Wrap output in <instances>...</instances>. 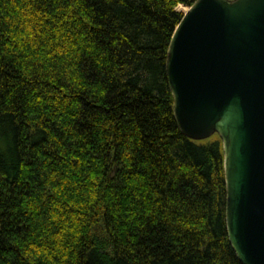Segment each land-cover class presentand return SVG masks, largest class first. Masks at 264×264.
<instances>
[{
    "label": "trees",
    "instance_id": "trees-1",
    "mask_svg": "<svg viewBox=\"0 0 264 264\" xmlns=\"http://www.w3.org/2000/svg\"><path fill=\"white\" fill-rule=\"evenodd\" d=\"M195 1L0 0V264H243L168 82Z\"/></svg>",
    "mask_w": 264,
    "mask_h": 264
},
{
    "label": "water",
    "instance_id": "water-1",
    "mask_svg": "<svg viewBox=\"0 0 264 264\" xmlns=\"http://www.w3.org/2000/svg\"><path fill=\"white\" fill-rule=\"evenodd\" d=\"M181 132L223 145L229 241L264 264V0H197L167 57Z\"/></svg>",
    "mask_w": 264,
    "mask_h": 264
},
{
    "label": "rangeland",
    "instance_id": "rangeland-1",
    "mask_svg": "<svg viewBox=\"0 0 264 264\" xmlns=\"http://www.w3.org/2000/svg\"><path fill=\"white\" fill-rule=\"evenodd\" d=\"M188 8H189V7H187V6H182V5H180L178 9H179L180 11H182V12L185 13V12H187Z\"/></svg>",
    "mask_w": 264,
    "mask_h": 264
}]
</instances>
